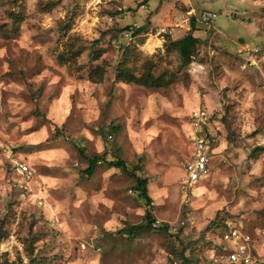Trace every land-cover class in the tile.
I'll return each mask as SVG.
<instances>
[{
	"label": "rangeland",
	"instance_id": "1",
	"mask_svg": "<svg viewBox=\"0 0 264 264\" xmlns=\"http://www.w3.org/2000/svg\"><path fill=\"white\" fill-rule=\"evenodd\" d=\"M39 1L30 4L29 0H0V174L3 176L0 192L4 194L0 197V234H3L0 244L10 241L12 225L19 217L16 237L23 248L13 247L14 262L25 263V258L27 262L34 258L41 264H92L93 260L98 264H172V257L166 251L172 247L179 250L185 245L184 254L191 258L187 264H216L206 255L210 249L206 242L207 226L199 237L193 229L188 238L182 239L185 229L177 221L179 235L172 231L170 236L159 231H144L133 240H128L126 234L122 237L120 228L112 233L105 227L116 213L121 225L141 223L143 215L139 212L147 208L155 217V224L167 223L170 229L178 216L187 220L203 214L201 205L207 197L194 195L189 202L178 204L181 195L176 191V183L169 188V198L160 194L165 183L160 177L161 170L165 175L175 176L184 170L186 160L193 158L180 118L164 111L145 122V133L158 131L159 147L152 151L155 162L147 154L137 156L135 151L140 119L132 126L128 123L131 108L142 118L149 110H155L151 109L153 103L156 108L163 106L161 100L152 97L158 95L170 103L169 98L178 90L191 88L195 75L191 71L193 61L211 63L215 79L229 82L218 93L226 101L221 104L224 115L215 111L207 126L213 137L209 144V175L199 180L196 187L207 188L209 193L214 190L220 198L230 201V207L243 199L244 207L238 213L223 211L225 218L233 223L239 221L244 226L242 229L253 237L256 229L264 230V151L251 155L254 148L263 146L259 140L264 139V59H261L264 58V16L253 15L247 9L241 16L239 9L233 12L227 5L207 9L217 14L214 28L210 31L200 23L194 24L199 42L192 61L178 69L176 52L153 60L155 74L165 70L176 76L166 87L147 88L115 79V65L122 47L128 42L136 47L146 45L149 43L146 31L149 33L151 29L155 35L159 27L170 24L171 33L162 34L164 39L166 35L173 40L182 38L190 29L175 24L188 10L182 0H148L147 18L142 25L146 30L132 35L131 40L126 35L138 28L140 5L147 0H101L95 14L87 7L90 0H69L68 3L57 0L58 4L49 12L38 10ZM208 3L216 4L217 0H208ZM61 9L65 16L54 28H44V17L56 15ZM10 10L23 15V21L16 27L8 17ZM149 14L153 15L151 24ZM162 17L168 21L165 19L162 23ZM93 20L100 23L93 24ZM128 20L132 22H126ZM253 24L262 29L256 52L242 49L252 39L248 33ZM73 28L81 30L72 33ZM66 40H74V48L81 51L76 59V64L83 65L80 71L69 72L67 64L56 58ZM100 48L101 57L92 60V52ZM249 56L257 60L259 67L252 64ZM96 64H103L104 74L100 80L92 81L89 74ZM209 87L215 90L214 84ZM197 89L208 96L203 87L197 85ZM249 90L256 94L253 108L244 109L243 101ZM96 109L101 117L89 123ZM249 116L254 127L243 132ZM115 125L118 130L110 132ZM43 132L48 133L46 138H42ZM90 136L107 145L104 153L97 151ZM109 136L116 141L114 147ZM222 143L226 147L216 152ZM78 146L84 148L87 155L99 154L102 158L89 178L82 172L86 162L79 155ZM109 155L111 160L119 157L130 166L141 164L138 174L148 180L149 205L136 196L129 175L107 166ZM11 160L25 163L31 176L24 178L17 173L11 167ZM181 165L183 167H179ZM107 173L111 175L106 179ZM153 177L160 179L154 182ZM33 197L37 203L32 202ZM82 197L86 198L85 203L77 209L76 204ZM95 197L101 199L93 204ZM104 199L117 203L108 209ZM162 199L163 204L159 203ZM43 204L49 208L46 210ZM57 205H62L63 210L57 211ZM129 208L136 211L129 213ZM65 223L67 232L58 226ZM216 235H210L213 242ZM81 243L85 244L84 248ZM251 254L261 264L255 249ZM10 255L5 252L1 257L12 262ZM218 255L216 252L215 257L219 258ZM174 260V264H185L179 257Z\"/></svg>",
	"mask_w": 264,
	"mask_h": 264
},
{
	"label": "clouds",
	"instance_id": "2",
	"mask_svg": "<svg viewBox=\"0 0 264 264\" xmlns=\"http://www.w3.org/2000/svg\"><path fill=\"white\" fill-rule=\"evenodd\" d=\"M69 0H66V3H68ZM183 4L187 6L188 11L186 12L185 16L182 18L187 24L188 18L191 17H198L200 13H202L204 10L209 8H216L227 5V8L233 12H235L237 9L240 10V15L243 16L245 14L244 10L247 9L249 13L253 15L258 16H264V0H217L216 4H210L208 3V0H182ZM30 4H35L36 0H29ZM101 4V0H90V3L87 5L89 9H93L95 14L96 11H99L98 5ZM153 8H155V4H153ZM65 16V12L61 9L58 10L56 15L53 16H45L44 17V28H54L56 23L62 19ZM147 18L146 10L141 8L140 10V19L137 23V27H140L144 25L145 19ZM128 23H131V20L126 21ZM99 20H93V24H99ZM109 24H111V21H108ZM156 22L154 21V26ZM81 29L79 28H73L72 33H77ZM262 29L260 27L255 26L253 24L250 27V31L248 35L252 38L250 42L246 43L242 46V49H253L257 50L255 48L256 43L262 38L258 34L261 33ZM166 32V29L164 27H159L158 30H156V34L152 35V30H149L148 39L149 43L146 45H137V47L140 48L141 52L144 54V59H152L157 60L161 57L167 58V52L165 49V45L168 43L167 40L164 39V34ZM95 33H93L94 35ZM243 35V33H241ZM2 54V52H0ZM249 60L252 61V64L256 67H259V64L257 63L256 59H253L251 56L248 57ZM264 59V58H261ZM143 62V61H142ZM130 67V66H129ZM193 73H195L193 80H192V87L189 88L187 91H184L182 88L178 90L177 94L172 95L170 99V103L168 100H162L161 97L154 96L151 99L154 100H161L162 107L156 108L155 104L153 103L151 105V109H155L154 111L149 110L146 112L142 118L137 117L136 109L131 108L129 110L128 115V123L129 126H132L137 119H140V131L136 136V147L135 151L137 153V156H145L147 154L152 158V161L155 162V157L152 156V151L154 148H158V140L159 135L158 131L153 129L152 131L145 133L143 131V128L145 126V122L149 121L150 117L157 116L161 112L167 111L172 116H176L180 118V122L185 129V135L188 138V147L191 152L192 157H198V160H193L192 162H189L187 165V168H184L182 172H178L175 176H173L172 173H168L165 175V173L161 170L160 177H163L165 183L161 190V196L165 199L169 198L170 192L169 188L173 183H176V191L183 193L182 196L179 197L177 203L183 204L186 203L189 200V197L187 196V190L192 189L193 195L197 197H207V199L204 200V203L201 205L203 208V214L198 216H190L187 220L179 219V216L176 220L172 221L173 227L171 228V231L177 235H179L178 229L176 227L177 221H179V224L184 227V233L183 238H188L190 234L192 233V230H196V236L199 237L201 235L202 230L208 226L209 221L215 220L217 224H219L221 221L225 220V216L223 215V211L227 210L232 213H238L240 209L244 207V200L241 199L239 203L235 205V207H230V201L227 199L220 198L217 193L213 190L211 193H209L207 188L204 187H196L197 182L199 180H204L207 176H198L197 169L202 167L201 161L204 160V156L202 155L203 152L207 151V149L202 148L200 146V138L197 135V133L201 130V124L207 123L208 118L212 116V114L215 111H219L220 115H224V111L221 108L222 103H226V101H223L222 98L218 95L220 90H222L226 85L229 83L228 81H220L215 79V70L214 66L211 63H196L193 61V67L191 69ZM210 76L212 77L210 79ZM215 85V90H213L212 87H209V85ZM197 85L203 87L207 92L208 96H204L201 94L200 91L197 89ZM181 95L183 96V100H181ZM246 99L243 101V108L244 109H251L253 108V99L255 98V93H252L251 90H249L248 93L245 94ZM183 103V107H180V104ZM93 107L95 108V102H93ZM101 113L98 109H96L92 115L89 118V123H91L93 120L100 119ZM222 127V126H221ZM253 125L251 124V117H247L245 126L243 128V132H248L253 129ZM243 134V133H242ZM48 135L47 132L42 133V138H46ZM105 135H108L106 132ZM89 139H92L94 143L97 145V151L101 154L104 153L105 148L107 145H105L102 141H100L97 138L89 137ZM110 143L115 146L116 141H113L111 139V136H109ZM155 141V142H154ZM38 143V141H37ZM259 143L261 145H264V139H260ZM224 147H226L225 144H221V147L218 149H215L216 152L221 151ZM65 158H67V153L63 154ZM108 159L111 160V155L108 156ZM243 159V157H241ZM187 162V160H186ZM239 163V162H237ZM183 167V165L179 166ZM113 172L115 169L112 170ZM111 173H107L105 178L107 179L108 176H110ZM160 177H153L154 182H157ZM0 179H3L2 174H0ZM227 186V185H225ZM3 192H0V197H3ZM101 197H95L93 198V204H95L98 200H100ZM86 198H81L78 203L76 204V208L79 209L82 204L85 203ZM33 203H37V200L35 197L32 198ZM104 204L107 206L108 209H112L114 205L117 203V201L112 199H104ZM159 203L163 204L164 200H160ZM42 207H44L46 210L49 208L47 204H43ZM63 206L57 205V211H62ZM136 210L134 208H129L128 212L133 213ZM221 212V215L217 216L216 213ZM140 215L144 214V210H141L139 212ZM54 215V213H53ZM118 213L114 214L111 218V221L105 225V227L108 229L109 232L115 233L118 228H123L124 226L121 225L118 222ZM51 218V217H50ZM20 223L19 217H17L16 224L12 225V237L10 241L7 244H0V255H2L5 252H9L10 255V261H15L16 256L12 252L13 247L20 248L22 250L23 245L20 244L19 240L16 237L17 232V226ZM159 223V221H158ZM229 229L231 230V238L228 235L224 236V240L228 242V245L233 248L237 249L238 253L237 255H233L230 258V261H226V264H241V260L243 259L244 264H256V258L251 257L250 252L252 249H255L257 256L261 262V264H264V230L256 229L254 237L251 235L244 234L241 229L244 227L242 224H240L239 221H236L233 223V221L229 220L227 221ZM60 228H62L65 232L68 231L67 224H60L58 225ZM26 235V233H25ZM93 239H95V236H93ZM207 239V237H206ZM214 243L220 244L221 241L219 237L214 238ZM247 250V251H246ZM162 251V250H161ZM207 258L209 260H213L216 256V252L214 249H209L206 253ZM25 264H27V258H25ZM92 264H98L97 260H93Z\"/></svg>",
	"mask_w": 264,
	"mask_h": 264
},
{
	"label": "trees",
	"instance_id": "3",
	"mask_svg": "<svg viewBox=\"0 0 264 264\" xmlns=\"http://www.w3.org/2000/svg\"><path fill=\"white\" fill-rule=\"evenodd\" d=\"M58 4L57 0H40L37 3L38 10L40 12H49ZM8 17L11 19L13 26L16 27L17 24L23 21V15L20 12H13L10 10L8 12ZM189 31L182 38L173 40L169 35L165 36V40L168 43L165 45V49L167 53L176 52L179 60V68H185L192 61V54L195 50L197 43L199 42V38L193 35V31L195 30L194 23L192 22L189 26ZM15 31V28H13ZM207 30H212L213 28H205ZM146 30L144 26H140L136 28V30L132 33L133 35L138 34L142 31ZM75 39V38H74ZM74 40L64 42V46L60 52L57 53V60L60 63L67 64V68L69 72L80 71L83 68L82 64H76V59L81 53L80 50L74 48ZM102 55V49H94V52L91 54L92 60H97ZM143 61V62H142ZM130 66V67H129ZM154 67H156V62L152 59H144V56L141 54L140 50L134 45L128 42L126 45L122 47L121 57L115 65V79L125 83H134L137 85H142L147 88H161L166 87L171 84L175 80V73L169 71H161L158 74L154 73ZM104 74L103 64H96L94 68L90 70L89 78L92 81H97L102 78ZM118 125L112 127L110 132H114V130H118ZM208 138L210 140L209 143L212 144L213 137L208 133ZM79 155L86 162V167L82 170L84 175L89 178L93 175L95 168L98 165V162L102 159L99 154L87 155L84 151V148L77 147ZM264 151L263 146H257L253 149L252 156L256 155L258 152ZM209 154H211L209 152ZM107 166L115 167L120 169L123 173L129 175L133 180L132 189L134 190L137 197L144 200L146 205H149L151 202V198L148 195L147 183L148 180L146 177H143L141 174H138V171L141 169V164H133L129 165L124 159L119 157H115L113 160H109L107 162ZM155 217L153 216L151 210L147 208L143 214V221L137 224H131L128 222L124 223V227L120 228L119 231L122 234H126L128 236V240H133L136 238L139 233L144 231H159L166 235H173L169 227V224L163 223L161 225L155 224ZM227 220L221 221L219 224L216 223L215 220H211L208 224V232L206 237L208 236L206 242L210 246V249H213V237L210 236L213 233H216L217 237L229 227ZM206 230V229H205ZM210 236V237H209ZM3 234H0V240L2 239ZM123 237V236H122ZM121 237V239H122ZM210 238V239H209ZM187 250V246L183 245L179 250L175 248H171L166 252L172 257L171 263L174 264V257H179L181 261L185 264L191 261L189 256H186L184 252ZM218 252V251H217ZM174 256V257H173ZM252 257V254H251ZM0 264H25L24 262H9L7 259H4L0 255ZM27 264H41L40 260L30 258ZM218 264V263H216ZM234 264V263H232ZM256 264L257 261H256Z\"/></svg>",
	"mask_w": 264,
	"mask_h": 264
},
{
	"label": "built area",
	"instance_id": "4",
	"mask_svg": "<svg viewBox=\"0 0 264 264\" xmlns=\"http://www.w3.org/2000/svg\"><path fill=\"white\" fill-rule=\"evenodd\" d=\"M188 10H186L179 18V20L175 23L176 25H185L187 26V28H189L190 24L193 22L194 24H202L205 28H214V20L217 16V14L213 11L210 10H204L202 13L199 14L198 17H191L188 18V22L187 24H185L184 20L182 19L186 12ZM164 27L166 29V32L164 34H169L171 33V27L172 25H166V26H161ZM252 52H256V50L252 49ZM211 117V116H210ZM210 117L208 118L207 123H202L201 124V130L199 133H197V135L200 138V146L202 148L207 149V151L203 152L202 155L204 156V160L201 161L202 167L197 169V174L198 176H205V174H207V176L209 175V167H208V163H209V158H210V154H209V138H208V131H207V126L209 124V120ZM198 157H193L191 160H189L188 162L185 163L184 168H187V165L189 162H192L193 160H198ZM11 167L17 172L19 173L21 176H23L24 178H29L31 176V170L29 169V167L22 162H19L17 160H11L10 161ZM206 176V177H207ZM21 186V185H20ZM22 188L26 189V186H22ZM180 195L182 196L183 193L180 192ZM187 196L189 197V200L187 202L190 201V199L194 196L193 195V190L192 189H188L187 190ZM186 202V203H187ZM241 231L246 234V235H250L247 231H244L243 229H241ZM228 235L231 238V230L229 229V227L220 235L219 239L221 241L220 244H216L213 242L214 247L213 249L217 252L218 251V257L214 258V262L218 263V264H226V261H230L231 256L233 255H237L238 250L237 249H233L228 245V242L224 240V236ZM208 238V237H207ZM80 246L82 248L85 247L84 243H81ZM247 251V250H246ZM251 255V252H250ZM234 263V262H232ZM241 264H244L243 259L241 260Z\"/></svg>",
	"mask_w": 264,
	"mask_h": 264
},
{
	"label": "crops",
	"instance_id": "5",
	"mask_svg": "<svg viewBox=\"0 0 264 264\" xmlns=\"http://www.w3.org/2000/svg\"><path fill=\"white\" fill-rule=\"evenodd\" d=\"M148 2H149V1L147 0L145 4H141V5H140L143 9H144V7L147 8L146 11H148ZM150 12H151V11H150ZM150 12H149V13H150ZM155 13H156V12H155ZM155 13H154V14H155ZM152 16H153V15L149 14V17H150V18H149L150 24H151V17H152ZM165 19H166V22L168 21V18L162 17V23H164V20H165ZM144 31H145V30H144ZM145 33H146V34H149L147 31H146ZM132 35H133V34H127V35H126L127 38H128V40H131V39H132ZM193 35L196 36L195 31H194Z\"/></svg>",
	"mask_w": 264,
	"mask_h": 264
},
{
	"label": "water",
	"instance_id": "6",
	"mask_svg": "<svg viewBox=\"0 0 264 264\" xmlns=\"http://www.w3.org/2000/svg\"><path fill=\"white\" fill-rule=\"evenodd\" d=\"M239 41H241V39H239Z\"/></svg>",
	"mask_w": 264,
	"mask_h": 264
}]
</instances>
